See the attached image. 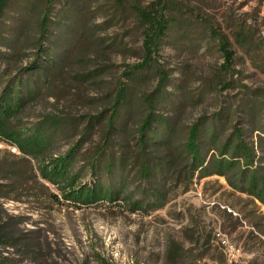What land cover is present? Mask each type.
<instances>
[{"label": "trees", "instance_id": "16d2710c", "mask_svg": "<svg viewBox=\"0 0 264 264\" xmlns=\"http://www.w3.org/2000/svg\"><path fill=\"white\" fill-rule=\"evenodd\" d=\"M14 1L0 0V47L5 49L0 52V142L18 154L0 152V202L33 198L77 210L106 204L149 215L166 206L169 182L187 190L195 179L217 176L235 192L264 204V95L244 93L238 102L226 103V107L196 118L186 126L184 139L178 143L186 108L202 104L203 95H188L185 84L174 86L180 95L170 93L169 73L161 69L156 58L166 39H175L194 18H181V8L167 1L156 0L144 7L129 4V14L134 15L141 32L142 62L126 66L123 77L128 82L117 84L110 112L90 116L86 125L58 113L32 121L30 106L50 93L57 79L69 77L93 62L91 53L96 60H105L103 50L120 45L112 42L101 47V41L93 39L94 26H89L86 19H77L74 5L55 13L57 21L52 20L56 9L52 0H21L13 24L6 26L5 17ZM117 3L125 12L123 0ZM35 13L33 34L28 21ZM196 19L207 25L205 20ZM254 31L244 24L234 32L243 50L264 47V40L252 41ZM209 34L218 40L224 59L212 89L220 99L223 92L235 87L233 79H227L235 66V52L227 37L216 35L215 28ZM27 49H32L31 55ZM94 64L102 67L73 77H81V83L97 79L107 64ZM152 67L156 88L140 97L143 115L131 129L130 109L136 98L135 89L129 85L142 82V75ZM97 133L100 140L96 144L93 137ZM42 181L57 194L50 193ZM21 219L0 214V248L41 264L40 237H34V231L22 230ZM187 257L184 244L173 240L168 243L165 264H186ZM0 264L12 261L0 256Z\"/></svg>", "mask_w": 264, "mask_h": 264}, {"label": "rangeland", "instance_id": "374dc122", "mask_svg": "<svg viewBox=\"0 0 264 264\" xmlns=\"http://www.w3.org/2000/svg\"><path fill=\"white\" fill-rule=\"evenodd\" d=\"M52 1L56 8L52 20L57 21L55 13L59 14L69 4L74 5L77 19H86L89 26H94L93 39L101 41V47L112 42L120 45L110 51L103 50L107 56L105 60H96L91 53L93 62L69 77L57 79L52 91L45 93L28 111L32 121L42 115L58 113L86 125L90 116L110 109L117 84L126 81L123 77L126 66L142 62L141 32L134 15L129 14V4L144 7L156 0H123L125 12L118 6V0ZM162 1L179 6L181 18H194L175 39H166L160 57L156 58L161 69L169 73L170 93L180 95L174 86L185 84L188 95H203L202 104L188 106L183 114L184 128L178 142L181 143L186 126L196 118L210 115L226 107V103L238 102L244 93L264 95V47L245 51L234 37V32L245 24L247 29L249 26L252 31L256 30L254 43L264 40V0ZM14 2L5 17L6 26L13 24L21 7V0ZM196 18L205 20L207 25H201ZM28 22L33 32L36 13ZM212 27L218 37H227L236 58L234 69L227 77L233 79L235 87L223 92L220 99H216L212 89L224 59L218 49V40L210 37ZM182 35L185 37L180 38ZM0 52L5 49L0 47ZM27 52L31 55L33 51L27 49ZM95 61L107 64L97 79L81 83V77H73L100 69L102 65L94 64ZM142 76V82L129 85L135 89L136 98L130 109L131 129L143 115L140 97L154 92L157 85L154 67ZM97 134L93 137L96 144L100 140ZM89 145L91 147V141ZM0 152L18 154L3 142H0ZM42 184L50 193L57 194L53 187L43 181ZM165 190H169L166 206L149 215L134 214L123 206L106 204L77 210L33 198L0 202V214L22 218L21 229L34 231V237H40L41 264H165L167 245L172 240L184 244L187 249L186 264H264V204L235 192L224 178L217 176L195 179L187 190L183 185L169 182ZM0 256H7L12 264H34L31 258L12 250L0 248Z\"/></svg>", "mask_w": 264, "mask_h": 264}]
</instances>
